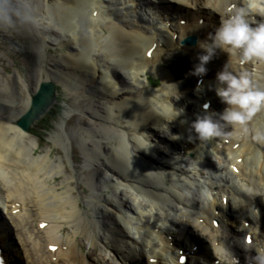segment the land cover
<instances>
[{"label":"bare ground","instance_id":"1","mask_svg":"<svg viewBox=\"0 0 264 264\" xmlns=\"http://www.w3.org/2000/svg\"><path fill=\"white\" fill-rule=\"evenodd\" d=\"M38 3L33 8L43 11L41 16L15 6L21 32L36 41L27 47L38 51L40 60L47 44L61 54L50 59L54 66L44 60L48 66L28 82L30 91L19 107L14 97L3 100L9 107L0 114L4 257L19 264H181L183 252L196 245L195 256L184 264H236L234 253L248 257L264 248V109L245 129L224 126L221 137L207 142H189V123H181L203 114L201 91L205 100L212 99L210 114L224 107L209 85L227 54L217 51L205 65L201 91L193 88L191 73L202 51L198 41H209L225 10L238 0ZM230 70L247 72L264 88V63L230 65ZM46 81L61 83L72 100H87L90 91L103 100L94 111L74 103L60 114L61 119L81 108L92 118L81 119L90 127L80 129L86 169L73 168L85 180L84 201L69 178L61 188L48 184L62 172L61 162L48 151L36 155L28 134L33 125L26 131L17 124ZM60 125L50 138L68 155L71 137ZM246 233L253 237L249 244L243 241ZM10 235L13 242L6 244Z\"/></svg>","mask_w":264,"mask_h":264},{"label":"clouds","instance_id":"2","mask_svg":"<svg viewBox=\"0 0 264 264\" xmlns=\"http://www.w3.org/2000/svg\"><path fill=\"white\" fill-rule=\"evenodd\" d=\"M198 47L202 51L191 73L195 76L206 73L205 65L217 51L228 56L222 69L216 73L215 84L209 85L224 107L218 113L213 111L214 116L207 111L209 105L205 104L203 114H196L190 122L182 120V124L189 123V142L193 138L201 142L219 138L223 135L224 126L245 129L253 115L264 109V88L255 86L247 72L230 70V65L264 63V0H238L237 4L225 10L209 41H198ZM201 88L198 83L196 91H201ZM176 91L178 100L181 93L177 87ZM183 111L182 108L176 115ZM171 136L180 138L179 134L171 133ZM257 138H260V133H257ZM253 250L255 255L251 257V264H264V248Z\"/></svg>","mask_w":264,"mask_h":264},{"label":"rangeland","instance_id":"3","mask_svg":"<svg viewBox=\"0 0 264 264\" xmlns=\"http://www.w3.org/2000/svg\"><path fill=\"white\" fill-rule=\"evenodd\" d=\"M38 2H44V0H6V3L0 0V114L3 115L5 114L4 111L8 113L9 108L3 100L14 97L16 100L15 108L19 107V105L26 100L28 91H30V83L28 82L33 81L36 73H41L42 69L48 66L44 63V60L47 58L49 60L47 63L54 66V64H52L53 60L50 61V59L55 60L61 54L60 50L56 48L55 45L47 44L43 47L41 46L43 57L40 60L37 58L39 55L37 54L38 51L35 49L31 51V49L27 47L29 42L35 45L36 41L32 39L30 33H28V36L24 34V32H21V25L23 22L15 15V6H23V8L28 6V10L31 11L35 10L33 5L39 4ZM35 12L40 14V16L43 13V11L38 10H35ZM151 80L153 85L157 84L155 78L150 77V81ZM56 86V102L51 107L53 108L51 111H60L58 116L62 112V107L64 108L63 110H65L68 105L74 106L73 104L75 103L77 106L80 104L90 106V109L94 111V109H97V102L103 101L99 98L97 93L93 91L88 93L87 100H72L68 93L62 90L61 83L56 84ZM52 113L54 114V112ZM55 116L56 114H54V116H50V114L49 116H45V114H43L33 123L28 133L30 135V140L36 143L35 146H33V150L36 155L48 151L53 160L56 162L59 161L62 164L60 167L62 172L55 174L53 178L51 177V179L47 181L48 184H58L59 188H61L63 186L61 181H64L65 178H69L68 181L73 188L72 190L75 194L80 196V200L84 201L85 196L83 194H85L88 189L85 180L81 181L78 177L79 173L75 175L73 168H78L81 172L86 169L82 162L83 155L80 149L82 143L80 129L90 127L82 123L81 119H85L90 123L92 118L86 115L85 112H82L81 108L80 110L70 111V113H67L64 117L62 116L61 119V115L59 117L57 116L58 118ZM51 117H55L54 120L57 119L51 121ZM60 122H63L62 125H60ZM55 124L60 125L62 128L66 127L65 129L71 137L72 148L69 149L68 155L65 154L62 145L55 143L50 138ZM76 171L78 172V170ZM233 225H235L234 222Z\"/></svg>","mask_w":264,"mask_h":264},{"label":"water","instance_id":"4","mask_svg":"<svg viewBox=\"0 0 264 264\" xmlns=\"http://www.w3.org/2000/svg\"><path fill=\"white\" fill-rule=\"evenodd\" d=\"M193 39L188 42L193 43ZM56 102V84L51 81L42 82L35 95L31 98V103L27 111L21 115L17 124L23 130H29L33 123L45 114Z\"/></svg>","mask_w":264,"mask_h":264},{"label":"trees","instance_id":"5","mask_svg":"<svg viewBox=\"0 0 264 264\" xmlns=\"http://www.w3.org/2000/svg\"><path fill=\"white\" fill-rule=\"evenodd\" d=\"M57 108H59V107H57ZM51 110H53V108H50V109L45 113V116H49V114H50V116H54V114H56L55 117H57L58 114L60 113V111H51ZM52 112H54V114H53ZM55 117H51V118H50L51 121H53Z\"/></svg>","mask_w":264,"mask_h":264}]
</instances>
